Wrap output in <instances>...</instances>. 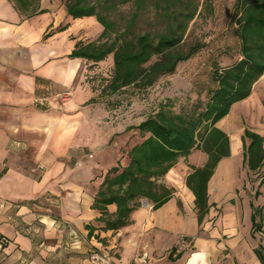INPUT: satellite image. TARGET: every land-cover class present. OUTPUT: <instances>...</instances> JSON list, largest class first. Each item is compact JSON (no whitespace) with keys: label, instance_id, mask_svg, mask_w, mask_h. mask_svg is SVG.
<instances>
[{"label":"crops","instance_id":"1","mask_svg":"<svg viewBox=\"0 0 264 264\" xmlns=\"http://www.w3.org/2000/svg\"><path fill=\"white\" fill-rule=\"evenodd\" d=\"M100 32L93 17L72 19L60 0H0V264H94L89 254L95 249L108 253L109 264H131L143 252L146 264H260L253 252L260 239L251 237V208L246 235L230 223L233 205L222 203L234 196L233 180L244 164V128L229 133L235 130L229 123L232 106L225 123H217L229 136L230 155L208 182L211 207L200 225L194 195L185 185L190 166H201L206 158L194 150L163 178L174 188L165 203L153 209L143 199L126 226L99 228L93 199L106 171L126 162L127 140L121 144L118 131L100 124L98 106L84 104L86 61L68 55L78 40ZM37 78L48 81L39 94ZM60 91L69 95L55 102ZM232 135L238 138L236 149ZM212 223L218 227L210 230ZM87 224L96 227L90 236ZM185 236L191 248L169 258Z\"/></svg>","mask_w":264,"mask_h":264},{"label":"trees","instance_id":"2","mask_svg":"<svg viewBox=\"0 0 264 264\" xmlns=\"http://www.w3.org/2000/svg\"><path fill=\"white\" fill-rule=\"evenodd\" d=\"M178 1L181 2L62 0L72 19L93 17L101 26L95 38L78 40L68 57L98 63L112 56L113 71L103 93L152 86L160 76L174 73L180 62L193 57L204 46L200 41L186 45L184 36L197 6L191 0L176 6ZM126 5L127 11H122ZM148 8L154 10L155 18L162 24L156 33L141 31L140 24ZM234 8L230 22L236 18L240 57L230 66L213 67L212 85L207 88L204 106L198 111L184 114L160 104L156 111L129 127L137 131L141 140L129 147L124 165L117 163L106 171L93 199L92 208L100 212L96 221L101 230H118L129 224L131 213L141 207L143 199L153 209L165 203L174 188L166 185L163 178L181 157H188L194 150L202 151L206 158L201 166H190L185 185L194 195L199 225L209 212L208 182L219 161L230 155L229 136L217 123L233 104L250 95L253 84L264 75V0H236ZM36 84L38 94L48 87L47 80L37 78ZM241 141L244 164L252 172L262 169L259 184H264V135L244 127ZM259 194L255 192L256 196ZM110 204L115 205L114 212H109ZM250 208V233L254 237L264 233V205L251 203ZM86 227L89 236L96 228L92 224ZM183 240L190 238L185 236ZM176 250L177 247L172 248L169 258ZM253 252L264 264V245L260 241ZM180 254L181 251L176 257Z\"/></svg>","mask_w":264,"mask_h":264},{"label":"rangeland","instance_id":"3","mask_svg":"<svg viewBox=\"0 0 264 264\" xmlns=\"http://www.w3.org/2000/svg\"><path fill=\"white\" fill-rule=\"evenodd\" d=\"M60 1L62 4V0ZM235 1L191 0L192 5L197 6V11L188 25L184 41L186 45L200 41L204 43V46L193 57L180 62L174 73L160 76L150 87L145 89L127 87L115 93H109L108 90L103 93L113 71L112 56L109 55L98 63L86 62V72L82 83L88 96H86L84 104L98 106L100 108V124L118 131L117 135L120 136L117 139L121 141V144L127 140L124 144V153L131 145L141 140L137 131L129 129V127L135 126L156 111L160 104H165L174 112L184 114L198 111L204 106L207 88L212 85L213 67L230 66L240 57L236 18L230 22L235 10ZM184 2L185 0L178 1L176 6L182 5ZM127 9V5L121 8L122 11H127ZM145 12L140 24L141 31L156 33L161 30L162 24L159 18H155L154 10L148 8ZM57 100L62 101L64 98L55 97V102ZM232 112L229 123L235 127V130H229L230 134L232 132L240 133L244 127H248L264 135V75L253 84L250 96L232 105ZM224 121L225 119L220 123L223 124ZM232 140L234 149H236L237 136L232 135ZM240 153L242 156V149ZM196 155L192 157V161L197 160L198 156ZM122 157L124 158V156ZM181 160L187 162V159L183 157L179 161ZM238 161L239 157L236 155L233 158L235 167H237ZM238 168L240 179L235 174L233 181L238 186L235 188L234 196L222 203L232 204L234 207L235 220L230 223L235 222L238 230L250 235L249 205L251 203L255 206L264 205V184H259L262 169L252 172L245 164ZM177 176L176 174L175 177ZM219 183L218 179L216 185ZM226 190L229 191V189ZM256 191L260 193L258 196L255 195ZM217 217H219V213L214 219ZM227 222L222 224L223 227L228 224ZM214 227H218V223H212L210 230H213ZM252 238L260 239V243L264 245V233H257ZM190 248V241H184L181 238L177 250H189Z\"/></svg>","mask_w":264,"mask_h":264},{"label":"built area","instance_id":"4","mask_svg":"<svg viewBox=\"0 0 264 264\" xmlns=\"http://www.w3.org/2000/svg\"><path fill=\"white\" fill-rule=\"evenodd\" d=\"M69 95L68 92L62 91L59 93H56L54 97H61L66 99ZM109 255L108 253L100 250H93L89 254V260L94 264H109ZM147 263V253L143 252L141 255L137 257L135 261L131 264H146Z\"/></svg>","mask_w":264,"mask_h":264}]
</instances>
